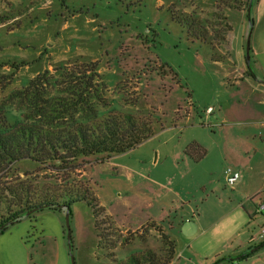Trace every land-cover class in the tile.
<instances>
[{
	"label": "rangeland",
	"instance_id": "374dc122",
	"mask_svg": "<svg viewBox=\"0 0 264 264\" xmlns=\"http://www.w3.org/2000/svg\"><path fill=\"white\" fill-rule=\"evenodd\" d=\"M66 6L0 0V58L29 63L0 100L45 69L53 75L60 63L98 62L107 104L148 117L155 133L81 173L108 220L96 228L105 213L96 217L82 202L71 206L69 244L65 210L32 211L0 233V264H113L146 249L160 252L171 238L182 258L170 264H264V247L237 261L228 249L237 220H227L237 200L224 181L223 172L233 170L224 156L242 149L221 122L231 121L227 110L250 82L264 85L250 35L245 75L247 33L240 38L242 28L251 33L253 19L264 24V0L252 1V25L237 0H66ZM192 141L205 150L203 159L196 160L195 149L184 153Z\"/></svg>",
	"mask_w": 264,
	"mask_h": 264
},
{
	"label": "trees",
	"instance_id": "16d2710c",
	"mask_svg": "<svg viewBox=\"0 0 264 264\" xmlns=\"http://www.w3.org/2000/svg\"><path fill=\"white\" fill-rule=\"evenodd\" d=\"M53 1L67 7L66 0ZM237 1L245 5L252 25L249 10L253 0ZM194 36L205 40L202 35ZM244 63L248 75L245 57ZM28 65L26 60L1 57L0 91ZM104 85L98 62L70 66L67 61L54 66L53 75L45 69L0 100V233L29 212L69 211L80 202L90 206L96 217L104 214L81 174L84 168L124 154L155 133L148 117L109 106L102 94ZM193 149L198 152L196 160L204 158L205 150L195 143L184 153L191 156ZM105 217L96 221V228L108 220ZM263 247L264 240L257 249ZM163 248L132 253L113 264H170L173 243L167 242ZM250 251L236 261L252 254Z\"/></svg>",
	"mask_w": 264,
	"mask_h": 264
},
{
	"label": "crops",
	"instance_id": "0c3cea01",
	"mask_svg": "<svg viewBox=\"0 0 264 264\" xmlns=\"http://www.w3.org/2000/svg\"><path fill=\"white\" fill-rule=\"evenodd\" d=\"M256 1L259 2L260 0ZM251 27V33L243 31L242 28L240 38L243 43L245 39H242V36H245L247 33L248 35L246 34V36L249 38L250 35L252 58L257 63L259 61L264 63L263 20L257 21L253 19V26ZM237 79L244 80L245 82L249 81V78ZM240 83L242 82L237 81L236 83L238 89H242ZM243 93H245L243 99L234 102V106H231L227 110V112H232L231 121H221L223 126L230 127L235 141L242 149L241 154H232V152L227 151L228 153L225 152L224 156L232 164L233 171L240 174V180L231 188L233 192L231 199L237 201H234L235 204L232 206L231 213H229L230 219L227 220V222L231 223V217L237 220L236 237H232V240L229 242L231 243L230 247H228L229 250H232L231 256H235L236 258L237 256L244 255L250 249L251 253L258 250V244L252 245L249 241L251 236L257 232L256 229H258L262 222L261 218L255 213L256 205L258 202L264 201V85L250 82V85L243 89ZM206 111L208 112L209 109ZM225 118H228L227 113H225ZM192 142L198 144L196 141ZM198 145L200 146V143ZM260 150L261 153L259 154ZM213 190V192L216 191V186L213 187ZM253 197L255 198L253 199ZM104 213L109 218L110 215L106 214L105 211ZM255 218H257V223ZM199 222V219L196 220V223ZM219 226L220 224L217 228ZM170 242L174 246L173 259L178 257L181 260L182 257L176 246L177 238H171ZM188 247L190 248V246L186 245L185 248ZM227 260H230V257H227ZM181 263L185 264L183 261Z\"/></svg>",
	"mask_w": 264,
	"mask_h": 264
},
{
	"label": "built area",
	"instance_id": "2783aa9c",
	"mask_svg": "<svg viewBox=\"0 0 264 264\" xmlns=\"http://www.w3.org/2000/svg\"><path fill=\"white\" fill-rule=\"evenodd\" d=\"M224 176L225 184L230 188H232L240 180V174L236 171L230 170L229 168L224 171ZM255 213L261 218L262 222L260 223L257 232L250 238L249 242L252 245L259 244L264 240V201L257 203Z\"/></svg>",
	"mask_w": 264,
	"mask_h": 264
},
{
	"label": "water",
	"instance_id": "95a60500",
	"mask_svg": "<svg viewBox=\"0 0 264 264\" xmlns=\"http://www.w3.org/2000/svg\"><path fill=\"white\" fill-rule=\"evenodd\" d=\"M244 57L246 58L247 61H249V38H247L246 43H245ZM29 213H27V215H29ZM65 224H66V229H67V240L69 242L70 239H69V225H68V210H66V213H65ZM71 262H73L72 258H71Z\"/></svg>",
	"mask_w": 264,
	"mask_h": 264
}]
</instances>
